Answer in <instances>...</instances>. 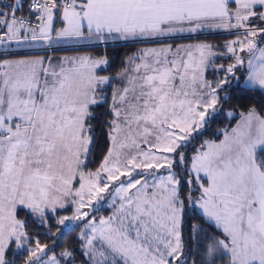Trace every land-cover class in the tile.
Masks as SVG:
<instances>
[{
    "label": "snow or ice",
    "instance_id": "6c2138e0",
    "mask_svg": "<svg viewBox=\"0 0 264 264\" xmlns=\"http://www.w3.org/2000/svg\"><path fill=\"white\" fill-rule=\"evenodd\" d=\"M119 44L142 47L111 73ZM21 255L264 264V0H0V264Z\"/></svg>",
    "mask_w": 264,
    "mask_h": 264
},
{
    "label": "trees",
    "instance_id": "16d2710c",
    "mask_svg": "<svg viewBox=\"0 0 264 264\" xmlns=\"http://www.w3.org/2000/svg\"><path fill=\"white\" fill-rule=\"evenodd\" d=\"M5 3H7V0H5ZM210 40H213L216 43L223 44V42L226 39H230L231 37L223 34H217L213 36L207 37ZM142 45H137V44H119V45H114L108 48V52L110 54L109 58L112 61L110 68L108 69L109 72L115 73L118 71L127 55H130L132 52L135 51L136 48L141 47ZM86 49H81V51H84ZM72 51L71 49L64 51V52H70ZM28 52V51H27ZM63 52V51H62ZM23 53V52H22ZM219 62V59L217 60V63ZM238 75L240 73L238 72ZM250 101L245 100L244 103L247 104ZM257 102H259V97H257ZM237 103V102H234ZM228 110L227 105H225V111ZM239 108L237 107V111ZM239 119V116L236 115L233 119H229L226 115H220L216 122L212 125L213 131H215L217 128H223L225 126H231L234 125L236 120ZM101 144L103 146V141H101ZM99 155V153H97ZM30 230L35 233L36 238L40 239L41 242L44 243H52V240L49 238L47 234V229L46 228H41V227H32V225H29ZM70 235V234H69ZM69 235H65L62 239L57 238L56 246H55V251L58 253L60 251V248L63 246V243L65 240L69 238ZM51 254V253H49ZM16 264H22L23 256H17L16 258Z\"/></svg>",
    "mask_w": 264,
    "mask_h": 264
},
{
    "label": "rangeland",
    "instance_id": "374dc122",
    "mask_svg": "<svg viewBox=\"0 0 264 264\" xmlns=\"http://www.w3.org/2000/svg\"><path fill=\"white\" fill-rule=\"evenodd\" d=\"M232 38V37H231ZM66 54H68V55H71V54H74L73 52H68V53H66ZM64 55V54H63ZM230 61H228L227 59H224V58H220L219 59V62H218V64H227V63H229ZM237 75H238V73H237ZM100 214L101 215H106L107 214V212L104 210V209H102L101 210V212H100Z\"/></svg>",
    "mask_w": 264,
    "mask_h": 264
},
{
    "label": "crops",
    "instance_id": "0c3cea01",
    "mask_svg": "<svg viewBox=\"0 0 264 264\" xmlns=\"http://www.w3.org/2000/svg\"><path fill=\"white\" fill-rule=\"evenodd\" d=\"M142 47V46H141ZM13 50H16V51H20V52H27V51H29V50H27V49H13ZM70 52H73V51H70ZM66 53H68V52H57L56 54L57 55H63V54H66Z\"/></svg>",
    "mask_w": 264,
    "mask_h": 264
}]
</instances>
